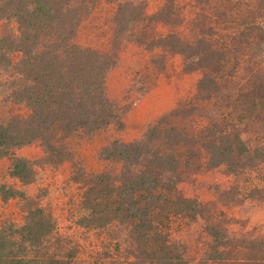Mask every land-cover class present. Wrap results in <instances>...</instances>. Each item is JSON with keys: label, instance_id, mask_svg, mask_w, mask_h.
Wrapping results in <instances>:
<instances>
[{"label": "trees", "instance_id": "trees-1", "mask_svg": "<svg viewBox=\"0 0 264 264\" xmlns=\"http://www.w3.org/2000/svg\"><path fill=\"white\" fill-rule=\"evenodd\" d=\"M183 1L150 10L148 0H0V156L11 158L10 175L24 185L37 181L39 167L73 158L67 138L125 129L132 105L107 88L124 47L150 54L135 82L141 92L173 56L183 72L202 74L196 93L142 137L100 148L117 169L75 177L84 180L76 223L107 235L113 251L91 264H190L172 231L199 220L211 237L201 264H264V230L233 233L216 203L179 188L225 166L234 182L221 202L264 201V0ZM104 12L109 35L81 42ZM37 141L42 158L16 155ZM0 199L22 200L25 209L22 220L0 217V264H80L78 244L39 198L2 183Z\"/></svg>", "mask_w": 264, "mask_h": 264}, {"label": "rangeland", "instance_id": "rangeland-1", "mask_svg": "<svg viewBox=\"0 0 264 264\" xmlns=\"http://www.w3.org/2000/svg\"><path fill=\"white\" fill-rule=\"evenodd\" d=\"M162 0H148L150 10L156 9ZM190 0H184L186 4ZM106 12V11H105ZM96 22L99 29L85 27L80 33L81 42H92L103 35H109V28L104 25L107 13ZM94 22V23H96ZM94 23L90 26H93ZM2 26L0 25V31ZM150 54L141 46L131 43L121 51L119 64L111 70L107 78L109 96L121 104L132 105L126 113L124 130L110 127L99 134L88 136L78 133L65 140L74 156L59 165L46 164L39 167V176L31 185H24L10 175L12 160L0 156V184L6 183L25 190L41 200L57 217L60 230L72 238L79 246L80 264H91L93 260L107 259L106 253L112 254L107 235L80 227L76 220L81 213V196L84 180H76L82 173L89 177L93 173L115 170L117 164L100 158V148L113 138L132 141L142 137L145 130L160 116L170 112L182 100L191 98L197 91L200 71L183 72L180 56L169 60L168 69L157 76L156 84L147 92L139 91L136 78L147 64ZM153 71L148 72V81L155 78ZM18 156L39 159L44 156V148L37 141L16 151ZM234 176L225 166L194 174L179 184L183 193L203 203L214 202L232 219L230 230L240 234L248 230H264V201L245 200L238 204L226 205L219 199L220 191L229 190ZM25 214L24 202L11 199L4 202L0 199V217L10 216L22 220ZM172 239L179 241L186 251L190 264H201L211 237L205 230L204 222L199 220L187 226L175 228Z\"/></svg>", "mask_w": 264, "mask_h": 264}]
</instances>
